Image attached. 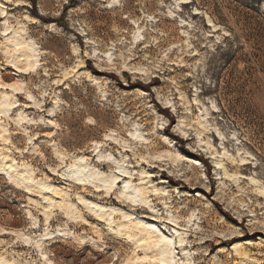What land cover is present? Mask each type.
Returning a JSON list of instances; mask_svg holds the SVG:
<instances>
[{
  "label": "rangeland",
  "instance_id": "1",
  "mask_svg": "<svg viewBox=\"0 0 264 264\" xmlns=\"http://www.w3.org/2000/svg\"><path fill=\"white\" fill-rule=\"evenodd\" d=\"M0 159L16 264H264V0H0Z\"/></svg>",
  "mask_w": 264,
  "mask_h": 264
},
{
  "label": "bare ground",
  "instance_id": "2",
  "mask_svg": "<svg viewBox=\"0 0 264 264\" xmlns=\"http://www.w3.org/2000/svg\"><path fill=\"white\" fill-rule=\"evenodd\" d=\"M20 45L21 44L18 43L15 46H20ZM21 62L23 63V68H26V67L33 68L34 67L33 61L31 60L30 56H28L27 54L24 55V59L21 60ZM9 106H12V104H9ZM3 132H4V130H3ZM64 143H66V142H64ZM100 156L103 157L104 160H100L99 167L100 168L106 167L109 164L108 162H106V160H107L106 158L107 157L103 156V155H100ZM110 157L111 156H108V161H109ZM80 158H81L80 160L83 161V157H80ZM192 163L194 165H200V163L198 161H193ZM0 165H2L0 167V175L1 176L9 175L10 174L9 173V169L11 167H8L7 165H5V163L2 160L0 161ZM83 165H86V163H83ZM73 167H75L77 171H81L80 170L81 169L80 166L74 164ZM25 170H26V168L23 167L22 172L25 171ZM92 170H94V169H92ZM22 172H17V173L11 174L9 176V182L11 184H14V183L18 182V179H21V185L18 184V186H21V188H23L24 185L27 186V187L31 186V187H35V188L37 186L43 185V182L40 181V179L37 180L33 176L32 171L29 172V174L27 176H24L25 174L23 175ZM79 173H81V172H79ZM90 177L92 178L93 176H90ZM79 178H80V176L78 177V179H76V181L80 182V181L86 180V179H82L81 180ZM117 180H118V177L113 176V177H111V179H109V181L105 182V183H107L106 187H105L106 188L105 189L106 193L111 194V192H113V190H114L113 187H115L116 185L118 186L120 184L119 181H117ZM98 181H101V180L99 179ZM120 198L121 199H125L127 201L128 205H130L131 207L139 206L134 201V198L140 199V203L142 205L140 209L145 208V206H147L149 204V197L147 196V193L145 191H141L138 186H136L133 189V192H131V193L121 194ZM45 215L47 216V214H45ZM80 218H82L80 215H78L76 217H72V219H74V220H77V219H80ZM131 224H132L131 226H127V225H124V224H121L119 226L120 227L119 230L122 229L125 232L124 236L128 240L132 241V239H135L137 237V241H136L137 247L144 248V249H147V250H154V252L160 253V254L156 255L158 258L153 259L154 261H156V262L157 261L158 262H164L166 264H172L173 259L171 258V253H172L173 250L169 248L168 241H167L166 244L162 245V243L165 242V238H159L158 236H155V234L151 231V229L149 227H147V229H145L140 224H133V223H131ZM56 235H60V234L58 232L57 233H54V232L47 233L46 235H44L45 236L44 240H47L48 238L50 239V237H54ZM65 235H68V232L65 233ZM85 238H89L90 239V237L88 235L78 236L77 237V239L81 240L82 243H83ZM134 259H136V261H139V259L137 257H131L127 261V264H133V263L137 264V262L133 261ZM0 264H16V263H15V261H9V260H7L6 258H4V257H2L0 255Z\"/></svg>",
  "mask_w": 264,
  "mask_h": 264
},
{
  "label": "snow or ice",
  "instance_id": "3",
  "mask_svg": "<svg viewBox=\"0 0 264 264\" xmlns=\"http://www.w3.org/2000/svg\"><path fill=\"white\" fill-rule=\"evenodd\" d=\"M24 71H28V70L27 69H24ZM2 86L5 87V88H8V87H13L14 88V86L8 85V84H4ZM14 90H15V88H14ZM261 195H264V192H262Z\"/></svg>",
  "mask_w": 264,
  "mask_h": 264
}]
</instances>
